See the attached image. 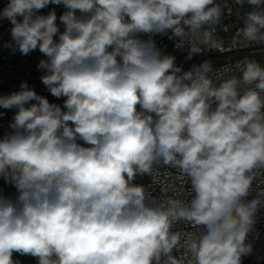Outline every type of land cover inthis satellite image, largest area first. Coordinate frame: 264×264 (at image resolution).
<instances>
[{
	"label": "clouds",
	"instance_id": "obj_1",
	"mask_svg": "<svg viewBox=\"0 0 264 264\" xmlns=\"http://www.w3.org/2000/svg\"><path fill=\"white\" fill-rule=\"evenodd\" d=\"M246 2L234 42L264 44V0ZM50 4L65 9L62 31L54 10L39 14ZM225 7L7 0L0 20L16 50L42 53L40 80L63 104L23 81L0 95V108L16 110L0 177L17 193L0 192V264H16L14 252L38 264H241L264 204V189L247 199L264 169V65L245 58L238 76L214 79L210 61L185 71L152 39L170 32L189 57L218 49ZM160 164L188 179L190 199L157 201L134 183Z\"/></svg>",
	"mask_w": 264,
	"mask_h": 264
},
{
	"label": "built area",
	"instance_id": "obj_2",
	"mask_svg": "<svg viewBox=\"0 0 264 264\" xmlns=\"http://www.w3.org/2000/svg\"><path fill=\"white\" fill-rule=\"evenodd\" d=\"M217 2L221 3L222 6L226 5L220 22L215 26L216 36L222 45L220 48L215 50L204 49L199 54L189 57L187 46L184 48L175 47L176 38L169 39L171 35L169 32L152 36L161 53L173 56L175 63L185 71L205 60L210 61L214 68V79L232 74L238 76L239 72L235 70V64L245 58L254 59L264 65V44H247L242 39L234 42L237 30L242 28L244 23L245 13L240 9L241 2L238 3L237 0H217ZM6 3L7 0H0V9ZM229 8L231 9L230 13L228 12ZM50 10L56 12L57 24L60 25L59 15L65 11L63 5L50 4L41 9L39 14L46 15ZM10 28L11 24L8 20H0V95L18 90L23 81L37 94L47 97L50 102L62 105L63 98L53 97L40 80L43 73L37 68V64L44 58L42 53L37 49L27 56L21 55L12 41ZM60 29L63 30V25H60ZM143 38L147 39V36ZM15 111V109L0 108V113H3L0 115V137L10 131L9 122ZM134 183L143 185L150 198L157 201L164 200L169 196L190 199L191 195L188 179L181 177L178 169L163 164L154 165L149 175L137 176ZM260 189H264V169H261L253 179L247 199L254 198ZM0 192L10 198H15L17 194L14 186L5 183L2 177H0ZM175 227L181 232L196 230L194 227L184 224H177ZM246 243L251 245V251L242 255L241 264H255L264 245V204L258 207L254 215V222L248 233ZM174 254L178 253L174 251Z\"/></svg>",
	"mask_w": 264,
	"mask_h": 264
},
{
	"label": "rangeland",
	"instance_id": "obj_3",
	"mask_svg": "<svg viewBox=\"0 0 264 264\" xmlns=\"http://www.w3.org/2000/svg\"><path fill=\"white\" fill-rule=\"evenodd\" d=\"M241 11L246 13L250 10V6L247 4L246 0H241ZM13 260L16 264H37L36 258L31 255H22L19 253H13Z\"/></svg>",
	"mask_w": 264,
	"mask_h": 264
},
{
	"label": "water",
	"instance_id": "obj_4",
	"mask_svg": "<svg viewBox=\"0 0 264 264\" xmlns=\"http://www.w3.org/2000/svg\"><path fill=\"white\" fill-rule=\"evenodd\" d=\"M255 264H264V247L262 249V252H261L258 260L255 262Z\"/></svg>",
	"mask_w": 264,
	"mask_h": 264
},
{
	"label": "bare ground",
	"instance_id": "obj_5",
	"mask_svg": "<svg viewBox=\"0 0 264 264\" xmlns=\"http://www.w3.org/2000/svg\"><path fill=\"white\" fill-rule=\"evenodd\" d=\"M263 247H264V245H263ZM263 247H262V249H263ZM262 249H261V252H262ZM261 252H260V254H261ZM260 254H259V256H260ZM259 256H258V258H259ZM258 258H257V260H258ZM257 260H256V261H257Z\"/></svg>",
	"mask_w": 264,
	"mask_h": 264
}]
</instances>
